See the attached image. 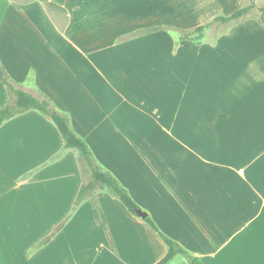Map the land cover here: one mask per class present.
Returning a JSON list of instances; mask_svg holds the SVG:
<instances>
[{
  "label": "crops",
  "instance_id": "crops-1",
  "mask_svg": "<svg viewBox=\"0 0 264 264\" xmlns=\"http://www.w3.org/2000/svg\"><path fill=\"white\" fill-rule=\"evenodd\" d=\"M48 1L64 11L0 0V63L14 83L67 115L97 162L202 264H264V104H204L202 58L181 59L194 41L129 36L139 16L165 13L154 0ZM257 42L243 44L254 58ZM13 102L0 81V108ZM88 176L49 116L4 120L0 264H156L167 254L106 188L78 201ZM168 264L193 263L179 254Z\"/></svg>",
  "mask_w": 264,
  "mask_h": 264
},
{
  "label": "rangeland",
  "instance_id": "rangeland-1",
  "mask_svg": "<svg viewBox=\"0 0 264 264\" xmlns=\"http://www.w3.org/2000/svg\"><path fill=\"white\" fill-rule=\"evenodd\" d=\"M205 1L154 0L155 10H159L158 6H164L165 13H155L150 17L139 16L132 22L137 26L131 33L156 25L167 26V34L175 42L179 39L180 29L191 30L218 15L231 14L227 13L231 9H234L233 13L239 8H248L247 13L237 21L213 23L206 29L201 45L196 44L198 47L195 45L196 41L192 42L190 48L189 43L181 46V59L184 57L182 61L188 64L195 56L202 58L198 72L201 73L204 104L216 103L221 107L236 102L245 105L244 109L247 110L254 104H264V69L261 68L264 67V45L256 58L247 54L248 47L243 45L248 40L252 43L258 40L264 44V26L261 23L264 0H219L218 3L217 0H208L210 3L204 5ZM54 13L56 16L57 13ZM242 24L248 27L237 29ZM131 33L129 36L139 37ZM217 41L220 43H216ZM232 56L237 61L234 64ZM251 58L257 62L249 61ZM254 131L257 129L251 127L250 132Z\"/></svg>",
  "mask_w": 264,
  "mask_h": 264
},
{
  "label": "trees",
  "instance_id": "trees-1",
  "mask_svg": "<svg viewBox=\"0 0 264 264\" xmlns=\"http://www.w3.org/2000/svg\"><path fill=\"white\" fill-rule=\"evenodd\" d=\"M50 12L57 10H63L54 2L48 0H39ZM248 11V8H239L229 15H218L213 20L196 26L191 30H179L180 40H191L201 43L205 37V31L213 23L219 22L222 24L229 23L231 21H237L241 19ZM261 23L264 26V12L261 16ZM169 27H163L161 25L151 26L144 29H140L133 34V36L148 35L155 32L168 31ZM0 81L5 86L10 95L14 98L13 103H8L0 108V125L4 120L14 117L20 113L28 110H38L41 113L49 116L60 133L62 134L66 145L70 148L76 149L79 154V162L83 169H87L89 176L85 177L83 184L78 193V201L92 197L99 188H106L114 196L118 197L124 205L135 215L136 210L140 207L130 195L129 191L120 183V181L114 176L112 172L105 169L100 165L94 157L92 150L86 141L80 137L72 128L70 119L67 115L58 111L51 100L47 97H38L30 92L24 91L18 87L10 76L6 73L4 67L0 63ZM145 221L160 235L168 246L167 254L156 264H168L177 255H183L190 260L193 264H202V262L192 256L190 252L184 249L177 241L168 237L163 233L154 220L148 216Z\"/></svg>",
  "mask_w": 264,
  "mask_h": 264
},
{
  "label": "water",
  "instance_id": "water-1",
  "mask_svg": "<svg viewBox=\"0 0 264 264\" xmlns=\"http://www.w3.org/2000/svg\"><path fill=\"white\" fill-rule=\"evenodd\" d=\"M136 213L142 218V219H146L148 217V213L142 209H137Z\"/></svg>",
  "mask_w": 264,
  "mask_h": 264
}]
</instances>
